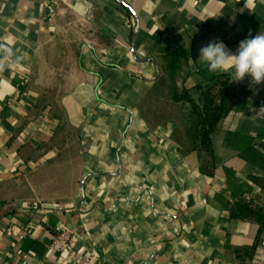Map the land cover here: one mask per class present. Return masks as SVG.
Masks as SVG:
<instances>
[{
    "label": "crops",
    "instance_id": "1",
    "mask_svg": "<svg viewBox=\"0 0 264 264\" xmlns=\"http://www.w3.org/2000/svg\"><path fill=\"white\" fill-rule=\"evenodd\" d=\"M259 32L264 0H0V192L16 213L0 264H264V230L230 216L242 199L264 209V82L199 62ZM178 53L188 89L234 78L204 171L180 119L148 110ZM63 227L76 239L57 255Z\"/></svg>",
    "mask_w": 264,
    "mask_h": 264
},
{
    "label": "trees",
    "instance_id": "2",
    "mask_svg": "<svg viewBox=\"0 0 264 264\" xmlns=\"http://www.w3.org/2000/svg\"><path fill=\"white\" fill-rule=\"evenodd\" d=\"M181 60L179 53L167 58L149 100L152 102L159 97L162 102L180 110L177 137L185 144L184 157L192 166L204 171L213 161V137L237 103L234 78L231 74H222L188 89L183 85L186 78L180 75ZM14 214L4 210L2 219ZM230 216L234 220H253L260 226V231L264 230V209L253 200L238 201L231 208Z\"/></svg>",
    "mask_w": 264,
    "mask_h": 264
},
{
    "label": "clouds",
    "instance_id": "3",
    "mask_svg": "<svg viewBox=\"0 0 264 264\" xmlns=\"http://www.w3.org/2000/svg\"><path fill=\"white\" fill-rule=\"evenodd\" d=\"M199 62L206 64L211 73L234 69L235 81L247 75L251 83L259 85L264 82V33L240 41L235 54L223 42H211L200 49ZM2 67L0 64V69Z\"/></svg>",
    "mask_w": 264,
    "mask_h": 264
},
{
    "label": "built area",
    "instance_id": "4",
    "mask_svg": "<svg viewBox=\"0 0 264 264\" xmlns=\"http://www.w3.org/2000/svg\"><path fill=\"white\" fill-rule=\"evenodd\" d=\"M19 97H20V93L17 92L16 98ZM75 239H76V235L68 228L63 227L56 232L49 247L57 255L68 254L73 249V244ZM85 264H102V263L99 260H95V261L88 260L86 261ZM255 264H263V263L257 262Z\"/></svg>",
    "mask_w": 264,
    "mask_h": 264
},
{
    "label": "rangeland",
    "instance_id": "5",
    "mask_svg": "<svg viewBox=\"0 0 264 264\" xmlns=\"http://www.w3.org/2000/svg\"><path fill=\"white\" fill-rule=\"evenodd\" d=\"M157 98L158 99L155 98V100L150 102L149 109H148L150 112L157 110L158 112L159 111L166 112L168 114H173L174 116H176L179 119L181 118V113H180V110L178 108L171 107L168 104L159 100V97H157ZM11 192H14V191L9 187H7L6 189H4V188L1 189V192H0V219H2L3 214H4V204L2 203L1 200H4V198H5L4 194L9 195ZM1 195H4V197H1Z\"/></svg>",
    "mask_w": 264,
    "mask_h": 264
}]
</instances>
